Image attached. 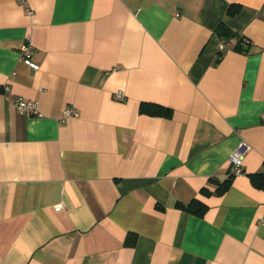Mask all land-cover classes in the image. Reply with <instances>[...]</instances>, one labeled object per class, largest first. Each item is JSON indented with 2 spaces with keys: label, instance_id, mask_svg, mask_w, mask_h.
<instances>
[{
  "label": "crops",
  "instance_id": "crops-1",
  "mask_svg": "<svg viewBox=\"0 0 264 264\" xmlns=\"http://www.w3.org/2000/svg\"><path fill=\"white\" fill-rule=\"evenodd\" d=\"M262 114L264 0H0V264H264Z\"/></svg>",
  "mask_w": 264,
  "mask_h": 264
},
{
  "label": "trees",
  "instance_id": "trees-1",
  "mask_svg": "<svg viewBox=\"0 0 264 264\" xmlns=\"http://www.w3.org/2000/svg\"><path fill=\"white\" fill-rule=\"evenodd\" d=\"M239 8L240 7L238 5H230L228 9V15L234 16L238 12ZM214 33L216 34L220 42H223L224 44L231 40H235L233 50L241 52V53H246L249 51L250 44L245 42V39L247 38L237 34L235 31H233L231 28H229L224 23H220L216 27ZM223 52L224 51H218V57H217L218 60L222 58ZM139 112L145 115L159 116V117H166V118H170L172 116L171 109L162 107L160 105H155L152 103H141L139 107ZM231 178H232V175H230L227 179H225L222 182L212 179V182L217 185L216 189L214 191H210L204 188L200 191V193L205 196H210V195L221 196L226 192V190L230 186ZM249 178H250L251 183L257 188H262V186H264V174L262 173L261 174H250ZM175 205L179 209L185 210L191 214H194L200 217L207 210V206L204 205L202 202H200L196 198H193L191 201L187 203L177 202Z\"/></svg>",
  "mask_w": 264,
  "mask_h": 264
},
{
  "label": "built area",
  "instance_id": "built-area-1",
  "mask_svg": "<svg viewBox=\"0 0 264 264\" xmlns=\"http://www.w3.org/2000/svg\"><path fill=\"white\" fill-rule=\"evenodd\" d=\"M28 12H30L27 9ZM245 42L250 44V41L248 39H245ZM219 51H224L225 49V44L223 42L219 43ZM18 55L21 60V62L26 65L27 67L33 69V70H38L39 65L36 63L33 58H32V45L29 40L23 42L19 47H18ZM5 90L8 91L9 88L5 87ZM116 98H121L122 95L118 91L116 94ZM14 106L16 110L20 114H27L31 115L34 117H41V113H39L38 108H37V103L32 100L28 99H23L21 97H15L14 98ZM64 117H75L78 115L76 109L74 107L67 106L64 111H63ZM262 118H264V114H262ZM248 146L246 145L245 142H240L237 147L233 150V152L229 155L228 158V163L230 165L231 169V175H238L243 173V158L246 152L248 151ZM264 174V172H262ZM55 209H59L57 206Z\"/></svg>",
  "mask_w": 264,
  "mask_h": 264
}]
</instances>
